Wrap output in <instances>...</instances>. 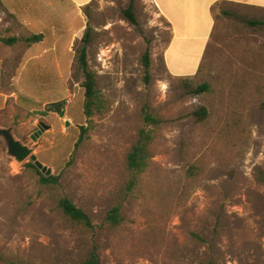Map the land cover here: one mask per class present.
<instances>
[{"label": "rangeland", "instance_id": "rangeland-1", "mask_svg": "<svg viewBox=\"0 0 264 264\" xmlns=\"http://www.w3.org/2000/svg\"><path fill=\"white\" fill-rule=\"evenodd\" d=\"M131 4L137 25L123 15ZM216 15L200 73L178 78L164 63L171 28L151 0H94L82 25L74 13L58 52L34 61L43 47L23 51L38 27L0 6V126L58 179L43 185L33 161L17 164L0 139V264H80L94 243L100 264H264V8L226 5ZM87 26L89 68L106 101L90 119L74 60ZM12 38L19 44L4 43ZM203 84L209 92L191 93ZM60 102L63 117L48 106ZM201 108L205 120L195 115ZM144 109L162 123L146 125ZM41 123L50 128L34 141ZM142 129L154 130L155 142L149 169L137 175L126 160ZM196 161L207 174L179 203L185 168ZM63 196L93 229L63 216ZM114 206L123 217L115 229L105 224Z\"/></svg>", "mask_w": 264, "mask_h": 264}, {"label": "crops", "instance_id": "crops-1", "mask_svg": "<svg viewBox=\"0 0 264 264\" xmlns=\"http://www.w3.org/2000/svg\"><path fill=\"white\" fill-rule=\"evenodd\" d=\"M93 1L0 0V6L15 21L22 23L21 21L24 20L27 25L38 27L39 31L33 32L32 36L42 35V41L27 44L26 49L23 51L24 56H27L36 47H43L41 51H34L31 55L30 59L34 61L42 59L48 54L54 55L58 52L59 38L72 31L70 30L71 25L69 21L73 20L74 13L77 21H79V25H82L81 17L83 11ZM151 1L171 28V39L164 53V63L168 72L173 77H193L199 72L215 25V19L211 10L217 2L229 1L255 8H264V0ZM46 43L49 44L48 47L44 46ZM15 44H19L18 39ZM65 47L67 48V46L63 48L65 49ZM173 49H177L176 51L180 58V62L178 64L174 63V67H172L169 60L170 53ZM192 52H194L193 55ZM4 59V57H0V62L2 63ZM65 65L71 72L73 58H71L69 63H65ZM2 70L3 67L1 66L0 76Z\"/></svg>", "mask_w": 264, "mask_h": 264}, {"label": "trees", "instance_id": "trees-1", "mask_svg": "<svg viewBox=\"0 0 264 264\" xmlns=\"http://www.w3.org/2000/svg\"><path fill=\"white\" fill-rule=\"evenodd\" d=\"M226 5L246 6L251 8V6H247V5L236 4L229 1H221V2H217L212 7L211 11L213 13V16L219 8ZM224 14H228V12H224ZM123 15L125 19L129 21L131 24L133 25L138 24L135 15L134 4H131L130 7L123 12ZM214 19H215V25L211 37L216 32V20L220 19V16L216 15ZM42 39H43L42 35H35L27 38L25 41L27 44H32V43L40 42L42 41ZM90 40H91L90 27L87 26L84 33V37L81 40V46L77 50H75V57H74L77 70L83 74V81L81 83V87L84 89V115L86 116V118L89 119L92 118L95 114L103 113L106 108L105 98L103 94L100 92V90H98L97 88L96 75L89 68L88 57H87V45L89 44ZM16 42L17 39L15 38L5 41L7 45H13ZM143 67L145 72V78L148 80L150 74V68H151L149 52H146L143 57ZM201 69H202V64L200 66L199 72L195 76H197L200 73ZM178 78H184V77H178ZM184 81L187 83L186 87L191 88L190 87L191 81L188 79H184ZM209 90H210L209 85L203 84L197 87L196 89H191L192 91L191 93L195 95H200L209 92ZM63 103L64 102L54 103L48 106L54 107L55 110H53V112L61 113L63 111V108L61 107ZM195 115L205 120L208 116V113L205 108H201L199 112L195 113ZM142 118L146 125L159 126L162 123V120L159 116L154 115L153 113L149 112L146 109H144L142 112ZM154 142H155L154 130L142 129L140 131L138 140L136 144L131 148L126 160L127 168L131 172L137 175H141L147 172V170L150 167V162L153 158L152 148ZM78 145L79 143L76 144V147H78ZM30 167L35 169L37 173L41 176L40 182L43 185H48V186L58 185V179L56 177L42 174L39 171V169L35 166V164H31ZM206 174H207V168L202 162L196 161L187 165L184 173V182L182 186V191L176 200H178L179 203L185 202L190 197L192 192L198 187V185L204 180ZM2 189L3 188L0 184V194ZM58 207L62 212L63 216L72 224L81 226L85 229L94 228V223L92 219L89 217V215L86 212H84L81 208H79L71 199L64 196L61 197L58 200ZM122 223H123V217L121 214V208L120 206H114L106 215L105 224L108 227L115 229L120 227ZM80 264H100L98 246L95 243L92 245V248L87 254L86 259Z\"/></svg>", "mask_w": 264, "mask_h": 264}, {"label": "water", "instance_id": "water-1", "mask_svg": "<svg viewBox=\"0 0 264 264\" xmlns=\"http://www.w3.org/2000/svg\"><path fill=\"white\" fill-rule=\"evenodd\" d=\"M64 115L65 111L63 110L61 116L63 117ZM66 125L69 126V122H67ZM49 128V126L41 123L39 125L40 130L32 137L33 140L36 141L37 138ZM0 139H2L6 145L7 155L13 158L17 164H22L27 159H31L39 170H42V172L46 173V175H50V170L44 167L34 155V149L26 146L23 142L18 140L12 128L7 129L0 126Z\"/></svg>", "mask_w": 264, "mask_h": 264}]
</instances>
